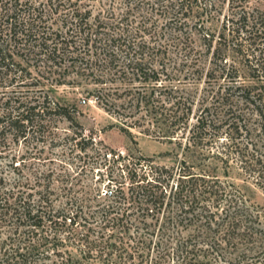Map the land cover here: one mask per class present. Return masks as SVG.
<instances>
[{"label": "trees", "instance_id": "obj_1", "mask_svg": "<svg viewBox=\"0 0 264 264\" xmlns=\"http://www.w3.org/2000/svg\"><path fill=\"white\" fill-rule=\"evenodd\" d=\"M95 1L124 10L90 20L81 7ZM224 1L0 0V82L9 87L0 135L42 138L49 118L72 120L74 108L49 93L68 83L117 116L118 107L134 119L158 112L164 137L184 136L172 163L109 148L110 163L123 164L117 176L108 170L114 182L102 196H65L56 207L43 196L51 170L35 177L38 196L23 195L20 178L5 187L0 174V230H12L0 238V264H264V211L219 175L234 158L264 191V149L252 140L264 137V0H227L211 28ZM140 4L165 15L170 42L155 41L154 20L132 24ZM58 8L66 10L53 15ZM123 118L130 133L136 120ZM50 133L52 144L71 139L70 161L94 141L82 130Z\"/></svg>", "mask_w": 264, "mask_h": 264}, {"label": "rangeland", "instance_id": "obj_2", "mask_svg": "<svg viewBox=\"0 0 264 264\" xmlns=\"http://www.w3.org/2000/svg\"><path fill=\"white\" fill-rule=\"evenodd\" d=\"M250 1L253 2L254 0ZM226 7L227 0L220 5L218 12H214V18L210 22L211 28H218L223 13L227 11ZM81 8L89 9L90 20L95 15L103 17L104 20H108L111 17L116 18L124 10V7L118 1L112 4L111 14L106 10L108 8L107 3L99 5L95 1V4H92L91 7L88 4ZM65 10L66 8H58L53 12V15H59ZM153 13L154 11L147 4H140L138 8L131 9L129 19L134 18L132 24H138V20L144 19V22L146 21V24L150 26H152L150 23L154 20L156 33L154 31L153 35H157L155 41L165 40L170 42L169 36L174 35L175 30L171 31L168 26L160 25L165 19V15L157 12L153 15ZM143 16H146V18ZM173 25L174 23L171 22L170 26ZM148 34V32H144V36L147 39ZM169 54H178L177 49L170 48ZM27 67L31 75H38L32 64L27 65ZM201 85L202 82L200 81L196 94L199 93ZM8 88V86L0 82V94ZM18 89H24V86H18ZM49 93L59 102H63L68 108H74V110H70L73 116L72 120L64 117L49 118L48 130L50 132L56 131L60 136L70 134L73 130H82L85 134H92L94 141L92 144L86 145L84 149L85 153L84 151L80 152L84 154L79 159L77 156H74L73 161H70V159H67V156L74 154L72 153L73 151L69 150L71 139L52 144L48 138V135H51L50 132L42 138L28 135L26 139H22L21 136L13 139L10 134L0 135V174L4 177L5 187L12 184L13 179L20 178L24 181L20 185L24 191L23 195L28 191L32 192L29 196H38L35 189L44 188V186H41L42 181L36 183L34 181L35 177L38 176L40 178L39 173L51 170L49 187L43 196H49L56 207L63 204L66 200L65 196H102V192L107 188V185L114 182L113 179L108 178L110 177L107 175L108 170L111 169V173L117 176L120 172L119 168L123 164L122 159H118L115 163H110L111 156L114 158L115 154L110 153L109 148L115 152H121V154L153 156L155 160L164 163L177 162L181 157L184 136L177 139L172 137L170 140L164 137L162 133L165 125L158 112H149L138 119H134V117L122 115L128 107H125L124 110H122V107H118L119 112L117 116L105 110L91 97H84L83 93L75 92L73 87L68 83L50 86ZM83 97L84 100L82 99ZM120 116L132 122L136 120L134 125L127 128L130 133L120 128ZM252 140H257L256 145L260 150L264 149L263 136L259 138L258 136H252ZM72 149L77 151L78 147L75 146ZM103 151H107L105 156H103ZM76 162L78 164H75ZM229 164L230 166L227 167L228 169L225 173H222L221 168H219L220 178L225 182H233L249 201L257 203L261 206L259 208L264 211V191L262 187L258 183H255L251 176L246 175V172L242 171V168L238 166V160L233 158V160H229ZM56 172H62V174L68 176L66 178L62 175L58 177ZM69 184L74 185L75 191H69V193L63 192L61 187ZM9 232H12V230L7 225L6 228L0 230V238H4ZM10 236H12V233H10Z\"/></svg>", "mask_w": 264, "mask_h": 264}]
</instances>
